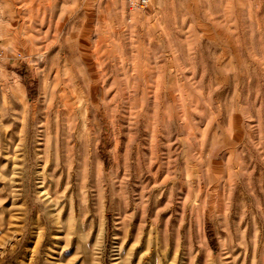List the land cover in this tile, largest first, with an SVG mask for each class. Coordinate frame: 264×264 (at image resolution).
Segmentation results:
<instances>
[{
  "label": "rangeland",
  "instance_id": "374dc122",
  "mask_svg": "<svg viewBox=\"0 0 264 264\" xmlns=\"http://www.w3.org/2000/svg\"><path fill=\"white\" fill-rule=\"evenodd\" d=\"M0 264H264V0H0Z\"/></svg>",
  "mask_w": 264,
  "mask_h": 264
},
{
  "label": "built area",
  "instance_id": "2783aa9c",
  "mask_svg": "<svg viewBox=\"0 0 264 264\" xmlns=\"http://www.w3.org/2000/svg\"><path fill=\"white\" fill-rule=\"evenodd\" d=\"M128 4L133 9L146 10L150 5V0H127ZM3 54L0 52V70L3 63Z\"/></svg>",
  "mask_w": 264,
  "mask_h": 264
}]
</instances>
